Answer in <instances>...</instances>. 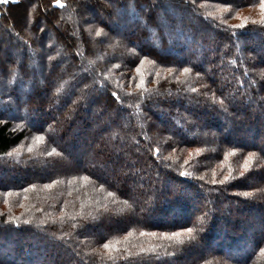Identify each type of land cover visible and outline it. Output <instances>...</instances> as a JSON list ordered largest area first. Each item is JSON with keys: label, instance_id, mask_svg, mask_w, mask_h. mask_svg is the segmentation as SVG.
<instances>
[{"label": "trees", "instance_id": "obj_1", "mask_svg": "<svg viewBox=\"0 0 264 264\" xmlns=\"http://www.w3.org/2000/svg\"><path fill=\"white\" fill-rule=\"evenodd\" d=\"M61 4L0 5V264H264L261 0Z\"/></svg>", "mask_w": 264, "mask_h": 264}, {"label": "rangeland", "instance_id": "obj_2", "mask_svg": "<svg viewBox=\"0 0 264 264\" xmlns=\"http://www.w3.org/2000/svg\"><path fill=\"white\" fill-rule=\"evenodd\" d=\"M10 1H15V0H10ZM176 26H174V27H170L169 28V31L171 32V34H169V35H167V36H170V42L169 43H173V41L175 42L176 41V43H180L181 41L178 39V37L175 35V32H176V28L177 27H179V28H181V29H185L186 31H188V32H192V30H195L196 28H197V25L195 24V22H189L188 23V25H190L189 27H187V26H185L182 22H180V23H176L175 24ZM190 28V29H189ZM166 36V37H167ZM184 41H185V39H183ZM187 44V43H186ZM177 45V44H176ZM178 46V45H177ZM178 48H182L181 47V45H179L178 46ZM13 113V112H12ZM39 116V115H38ZM44 117V116H43ZM37 118H41V115L39 116V117H37ZM30 124V126L31 127H33V128H35L36 127V125H37V122L35 121L34 123H32V122H30L29 123ZM77 136H78V133H77V131H73V130H69V134H68V136H67V138L66 139H73L74 140V138H77ZM65 139V140H66ZM67 140V141H68ZM38 140H32V141H29V143L28 144H26V143H22L21 144V146L19 147V148H17V149H15V150H13V151H11V152H9L8 154H7V158L9 159V157L11 158H14V157H16V158H20V157H22L23 155H28L29 153H31V150L32 149H34L35 147H36V144L37 145H39V144H41V142L40 141H38ZM37 142V143H36ZM68 147V149H69V157H71L70 158V160L72 161V159H73V157L75 158V157H78L77 156V154H78V152H79V149L76 151V148H74V146H71V144L70 145H68L67 146ZM93 149L94 147H93V143L91 144V146H90V149ZM88 151V154H87V156H89L90 154H89V149L87 150ZM24 159V158H23ZM1 160H3V164H4V162H6V163H8V161H12V159H9V160H7V159H2L1 158ZM21 161V160H20ZM18 163V161H15L14 162V164H17ZM50 167H52L53 168V166L52 165H50ZM58 167H60V165H58L56 168L58 169ZM37 168H38V166L36 165H32L31 166V168H30V172L32 173V174H35L36 173V171H38L37 170ZM20 170V163L18 164V165H14L13 167H12V169H11V172H14L15 174H16V176L17 177H15L14 179H7L6 177H5V175H7V173L6 172H3L2 171V173H1V175H2V177L4 176V181H6L7 183L8 182H13V183H19L25 176H26V173H24V172H22V174H17L18 173V171ZM98 170V169H97ZM20 172V171H19ZM99 172H100V170H99ZM96 174H98V173H96ZM28 175V174H27ZM4 197H5V194L3 193L1 196H0V198H2L3 200H4ZM6 201H0V208L2 207V208H5V206H6ZM92 227H94L95 225H96V223L95 222H92ZM99 233H101V232H99V231H95V234H99ZM94 234V235H95ZM10 235H12L11 233H10ZM9 235V236H10ZM83 235H81V237H82ZM3 244L5 245V247H10V245L9 244H7V242L5 243L4 241H3ZM113 257H117V256H115V255H113ZM119 257V256H118ZM117 257V258H118Z\"/></svg>", "mask_w": 264, "mask_h": 264}, {"label": "snow or ice", "instance_id": "obj_3", "mask_svg": "<svg viewBox=\"0 0 264 264\" xmlns=\"http://www.w3.org/2000/svg\"><path fill=\"white\" fill-rule=\"evenodd\" d=\"M55 2H56V4H57L58 6H60V7H63V6H64L63 4H61V0H55ZM8 3H10V0H0V5H7ZM260 7H261V9H264V0H261ZM238 27H243V25H239ZM184 71H185V72H188L189 69L185 68ZM182 175H183V173H182ZM226 179H227V178H226ZM186 231H187L188 233H191V232L193 231V229H192V228H187ZM173 235L178 236L179 233H173ZM104 246H105L106 248L108 247L107 244H105Z\"/></svg>", "mask_w": 264, "mask_h": 264}]
</instances>
